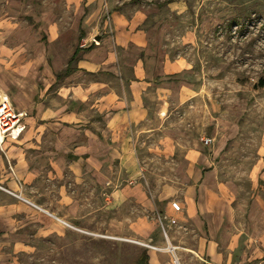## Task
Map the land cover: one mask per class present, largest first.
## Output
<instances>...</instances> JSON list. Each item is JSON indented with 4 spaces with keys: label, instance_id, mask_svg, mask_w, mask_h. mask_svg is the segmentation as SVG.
Here are the masks:
<instances>
[{
    "label": "rangeland",
    "instance_id": "1",
    "mask_svg": "<svg viewBox=\"0 0 264 264\" xmlns=\"http://www.w3.org/2000/svg\"><path fill=\"white\" fill-rule=\"evenodd\" d=\"M86 2L0 0V97L7 96L16 111L26 112L48 66H63L84 44L80 27L99 9ZM179 10V17L168 8L159 11L160 25L150 30L145 51L155 65L166 54L192 65L174 80L196 96L183 101L193 95L185 90L181 101L180 85H169L164 127L179 144L177 158L148 153L137 159L140 172L134 179L123 177L118 167L110 185L121 189L113 195L104 183L103 189L96 187L100 182L92 171L81 184L68 170L59 181L65 183L64 197L57 180L46 181L48 190L23 194L0 184V264H135L148 249L143 244L159 249H148L152 264H173L174 256L180 264H264V256L254 259L264 253V0H182ZM195 144L205 154L217 153L212 175L205 160L192 167L183 159ZM192 185L228 193L223 197L233 206L232 220L211 227L166 213V204L173 202L182 213L181 200ZM254 188L257 197L251 202ZM16 195L42 205V224L32 220L35 208ZM159 216L166 217L165 232ZM209 241L217 245V260L204 250Z\"/></svg>",
    "mask_w": 264,
    "mask_h": 264
},
{
    "label": "crops",
    "instance_id": "2",
    "mask_svg": "<svg viewBox=\"0 0 264 264\" xmlns=\"http://www.w3.org/2000/svg\"><path fill=\"white\" fill-rule=\"evenodd\" d=\"M180 1L87 0L86 6L99 8L85 22L86 26L80 27V42L88 44L78 45L69 57L78 52L76 71L69 76L62 79L56 76L69 59L61 67L53 64V68L45 69L47 78L37 83L26 108L25 133L20 141L6 143L0 152V184L4 188L22 194L25 189L48 190L46 181L65 180L68 170L82 184L92 171L100 182L96 187L103 189L104 183L110 186L113 195L121 189L111 186L117 180L118 167H122L123 177L134 179L140 172L137 159H145L148 153L165 159L177 158L179 144L168 137L164 127L172 99L169 85H180L177 92L181 101L186 91L193 95L183 97V101L196 96L191 87L175 82L192 65L185 58L171 59L168 54L161 65H155L145 51L150 30L160 25L159 11L168 8L174 17H179L183 12L179 10ZM100 31L102 35H98ZM97 37L100 40L93 41ZM131 51L137 54L131 55ZM198 146L190 147L183 159L189 160L192 167L205 160L212 175L218 155L205 154ZM259 168L254 170L260 173ZM58 184V193L64 197L65 183ZM190 188L181 200L182 213L173 211L169 203L164 211L182 221L200 219L211 227H223L225 220H232L233 206L223 197L228 193L221 195L214 187L200 189L192 185ZM256 193L254 188L251 202L256 199ZM28 200L40 208V211L34 209L38 215L32 220L42 224L44 208ZM218 219L223 223L217 224ZM237 241L239 244L240 235ZM216 248L212 241L205 245L204 250L212 261L219 256ZM242 252L241 246L239 253ZM260 254L254 259L264 256Z\"/></svg>",
    "mask_w": 264,
    "mask_h": 264
},
{
    "label": "built area",
    "instance_id": "3",
    "mask_svg": "<svg viewBox=\"0 0 264 264\" xmlns=\"http://www.w3.org/2000/svg\"><path fill=\"white\" fill-rule=\"evenodd\" d=\"M82 46L84 47V45ZM27 117L28 114L26 112H19L15 110V108L12 106L7 96L0 97V150H3L4 145L6 143H16L21 140L27 128V122H26ZM203 141L207 145L211 142V139H203ZM0 189L3 188L0 187ZM16 196L20 200L32 205L34 208L38 210L40 209L37 205L31 203L22 196L19 195ZM171 208L175 212L181 211V206L177 202L171 203ZM165 218L166 217H164L163 219ZM163 219L159 216V221L161 223L163 231L165 232L162 221ZM169 223L175 225L177 223V220L173 217H170ZM143 245L146 246L148 249L159 250L158 247L153 245H149V244H143ZM172 249L174 251V248ZM173 264H180L176 256H174Z\"/></svg>",
    "mask_w": 264,
    "mask_h": 264
},
{
    "label": "trees",
    "instance_id": "4",
    "mask_svg": "<svg viewBox=\"0 0 264 264\" xmlns=\"http://www.w3.org/2000/svg\"><path fill=\"white\" fill-rule=\"evenodd\" d=\"M237 21H233V23H236ZM78 62V52L76 51L72 57L69 59L67 66L65 69L59 73H57V79H62L66 76H69L73 72L76 71V65ZM261 86H264V80H261L260 83ZM151 255L148 249H142L140 251V254L138 256V259L135 261V264H151L150 263Z\"/></svg>",
    "mask_w": 264,
    "mask_h": 264
},
{
    "label": "water",
    "instance_id": "5",
    "mask_svg": "<svg viewBox=\"0 0 264 264\" xmlns=\"http://www.w3.org/2000/svg\"><path fill=\"white\" fill-rule=\"evenodd\" d=\"M100 38H101V37H97L95 40H96V41H99V40H100Z\"/></svg>",
    "mask_w": 264,
    "mask_h": 264
}]
</instances>
